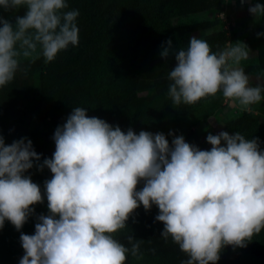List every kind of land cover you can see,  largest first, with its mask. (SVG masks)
<instances>
[{"label": "clouds", "instance_id": "9594fccd", "mask_svg": "<svg viewBox=\"0 0 264 264\" xmlns=\"http://www.w3.org/2000/svg\"><path fill=\"white\" fill-rule=\"evenodd\" d=\"M21 7L25 14L14 22L0 15V88L13 81L21 59L50 63L79 44V10L63 11L66 0H0L4 12ZM248 11L264 16V5ZM249 52L243 42L213 52L196 36L186 49L167 40L160 56L175 58L168 73L172 103L194 105L220 92L230 107L250 111L264 100V84L252 86L241 66ZM52 139V157L38 163L41 154L30 139L6 145L0 135V229L8 221L20 231L35 213L32 206L47 200L48 214L36 216L34 234H20L19 264H126L129 253L142 259L143 240L128 235L127 247L115 238L140 206L146 212L158 208L160 237L171 238L187 257L180 264H217L224 247H246L264 229V149L258 138L209 133L211 148L201 150L182 135L170 144L163 133L125 132L76 107ZM34 164L52 174L43 192L26 175Z\"/></svg>", "mask_w": 264, "mask_h": 264}, {"label": "trees", "instance_id": "16d2710c", "mask_svg": "<svg viewBox=\"0 0 264 264\" xmlns=\"http://www.w3.org/2000/svg\"><path fill=\"white\" fill-rule=\"evenodd\" d=\"M66 2L68 8L63 11L79 10V44L61 51L50 63H45L43 57L34 63L21 59L20 70L13 81L0 88V135L5 144L20 138L30 139L34 150L41 154L38 163H42L55 151L52 139L55 129L66 122L72 108L83 107L88 116L118 125L122 131L131 128L136 134L141 130L163 133L170 144L174 136L182 135L187 143L201 150H210L206 137L209 133H218L209 129L196 133L192 128L222 109V93L194 105H174L168 96L171 83L168 73L175 66V58L170 55L164 60L160 52L162 44L169 39L174 49L188 47L173 26L175 19L214 10L221 12L226 0ZM25 11L24 7L10 12L0 9V15L14 22L15 16H23ZM261 20L264 23V16ZM214 25L205 22L197 27ZM182 31L188 32L187 28ZM259 33L264 34V25ZM203 40L216 52L224 49L228 36L226 31L215 29L204 35ZM241 66L252 86L264 84V35L258 37L253 61L242 62ZM28 118L44 119L47 130L43 133L26 132L22 124ZM170 131L172 136L168 135ZM221 131L239 132L246 139L258 138L264 149V124L249 114L230 118ZM26 175H30L43 192L44 181L52 174L47 168L38 171L34 164ZM142 186V183L138 185L137 190ZM32 207L35 213L20 231L5 221L13 231L11 239L7 238L0 248V264H19L24 255L19 239L21 232L34 234L36 216L48 214L46 198L43 203ZM156 215V206L147 212L140 206L127 221V228L115 234V238L127 247H131L127 242L128 235L143 240L140 246L142 259L129 253L126 264H180L187 258L171 238L165 241L160 237L163 224L155 221ZM217 264H264V229L254 235L246 247H224Z\"/></svg>", "mask_w": 264, "mask_h": 264}, {"label": "rangeland", "instance_id": "374dc122", "mask_svg": "<svg viewBox=\"0 0 264 264\" xmlns=\"http://www.w3.org/2000/svg\"><path fill=\"white\" fill-rule=\"evenodd\" d=\"M256 3L263 5L264 0H244L243 3L241 0H226V6L221 12L214 10L177 18L173 21V26L178 31L179 37L184 43H189V39L192 36L203 39L204 35L211 33L215 29L226 31L228 42L224 48L228 47L229 43L243 42L250 49L248 59L242 61L246 63L253 61L258 40L257 33L260 32L264 25L261 16L254 17L248 11L249 7L254 6ZM205 22H211L215 25L201 29L197 27V24ZM190 26H192V29H189ZM182 28H187L188 32L185 34ZM223 104L220 111L212 117L200 121L192 128L193 131L201 133L209 129L215 133H219L230 118H236L241 114H249L258 123L264 124V100L259 104L252 105L250 111L241 110L238 106L230 107L225 100ZM22 127L28 133H43L47 130V123L44 119L28 118L24 121ZM11 231H13L12 227L5 222L4 227L0 229V248H2V243H5L7 238L11 239ZM1 253L2 251L0 250V255H2Z\"/></svg>", "mask_w": 264, "mask_h": 264}]
</instances>
